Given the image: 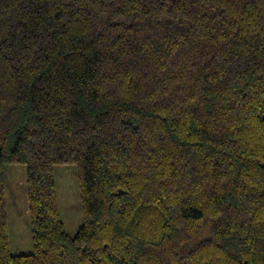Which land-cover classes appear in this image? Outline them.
Returning a JSON list of instances; mask_svg holds the SVG:
<instances>
[{"label":"trees","instance_id":"16d2710c","mask_svg":"<svg viewBox=\"0 0 264 264\" xmlns=\"http://www.w3.org/2000/svg\"><path fill=\"white\" fill-rule=\"evenodd\" d=\"M0 264H264V0H0Z\"/></svg>","mask_w":264,"mask_h":264},{"label":"rangeland","instance_id":"374dc122","mask_svg":"<svg viewBox=\"0 0 264 264\" xmlns=\"http://www.w3.org/2000/svg\"><path fill=\"white\" fill-rule=\"evenodd\" d=\"M55 178L60 218L67 234L73 237L83 224L77 167L56 166ZM5 184L11 252L14 255L32 254L33 242L28 214L25 168L16 165L6 166Z\"/></svg>","mask_w":264,"mask_h":264}]
</instances>
